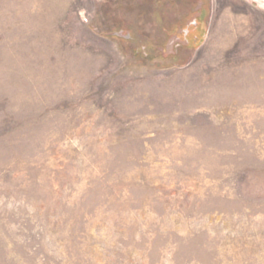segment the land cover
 Returning a JSON list of instances; mask_svg holds the SVG:
<instances>
[{"label":"rangeland","instance_id":"374dc122","mask_svg":"<svg viewBox=\"0 0 264 264\" xmlns=\"http://www.w3.org/2000/svg\"><path fill=\"white\" fill-rule=\"evenodd\" d=\"M0 264H264V0H0Z\"/></svg>","mask_w":264,"mask_h":264}]
</instances>
